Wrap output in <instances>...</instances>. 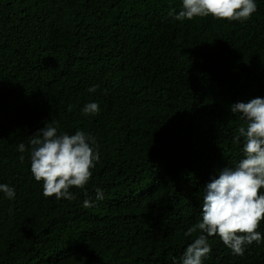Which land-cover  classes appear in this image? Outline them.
I'll use <instances>...</instances> for the list:
<instances>
[{
    "label": "trees",
    "instance_id": "16d2710c",
    "mask_svg": "<svg viewBox=\"0 0 264 264\" xmlns=\"http://www.w3.org/2000/svg\"><path fill=\"white\" fill-rule=\"evenodd\" d=\"M255 2L228 21L169 16L183 0H0V184L16 190L0 191V264H179L203 188L244 158L230 106L264 98ZM89 102L98 113H83ZM47 123L98 145L73 200L45 197L31 174L30 139ZM258 231L243 255L208 237L203 264H264V220Z\"/></svg>",
    "mask_w": 264,
    "mask_h": 264
},
{
    "label": "clouds",
    "instance_id": "9594fccd",
    "mask_svg": "<svg viewBox=\"0 0 264 264\" xmlns=\"http://www.w3.org/2000/svg\"><path fill=\"white\" fill-rule=\"evenodd\" d=\"M256 11L255 0H183V10L178 14L169 12V16L174 15L176 20L212 16L242 21ZM89 91L95 92L96 86ZM230 109L246 122L234 137L235 142L243 138L244 158L235 167L220 170L203 188L201 219L185 235L200 234L186 247L179 264H203V258L211 252L210 236L219 235L235 255H243L245 245L262 239L258 228L264 220V194H260L264 188V98L237 102ZM82 111L85 115L98 113L99 104L89 102ZM30 145L31 174L37 182H43L45 197L75 199L69 189H84L100 159L94 137L80 130L72 135L58 134L57 127L49 123L32 135ZM25 150L26 145L20 143L18 151ZM19 159L23 162L25 158L21 155ZM0 191L10 199L16 195L15 188L7 184H0ZM95 193L97 201L103 200L102 189L96 188ZM94 203L87 198L83 206L92 207Z\"/></svg>",
    "mask_w": 264,
    "mask_h": 264
}]
</instances>
